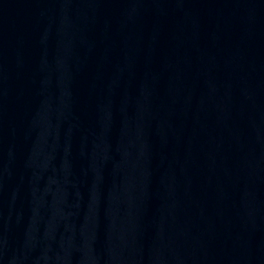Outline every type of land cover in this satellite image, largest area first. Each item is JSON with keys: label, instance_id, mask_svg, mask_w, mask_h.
Masks as SVG:
<instances>
[{"label": "water", "instance_id": "1", "mask_svg": "<svg viewBox=\"0 0 264 264\" xmlns=\"http://www.w3.org/2000/svg\"><path fill=\"white\" fill-rule=\"evenodd\" d=\"M0 264H264V0H0Z\"/></svg>", "mask_w": 264, "mask_h": 264}]
</instances>
